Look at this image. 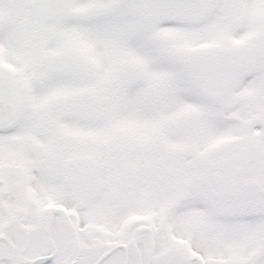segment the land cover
Returning a JSON list of instances; mask_svg holds the SVG:
<instances>
[{
    "label": "snow or ice",
    "instance_id": "snow-or-ice-1",
    "mask_svg": "<svg viewBox=\"0 0 264 264\" xmlns=\"http://www.w3.org/2000/svg\"><path fill=\"white\" fill-rule=\"evenodd\" d=\"M0 264H264V0H0Z\"/></svg>",
    "mask_w": 264,
    "mask_h": 264
}]
</instances>
